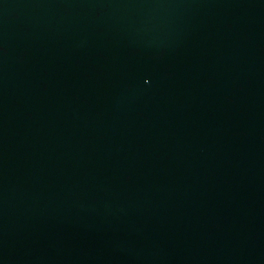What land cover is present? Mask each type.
Listing matches in <instances>:
<instances>
[{
	"label": "water",
	"instance_id": "95a60500",
	"mask_svg": "<svg viewBox=\"0 0 264 264\" xmlns=\"http://www.w3.org/2000/svg\"><path fill=\"white\" fill-rule=\"evenodd\" d=\"M0 264H264V0H0Z\"/></svg>",
	"mask_w": 264,
	"mask_h": 264
}]
</instances>
